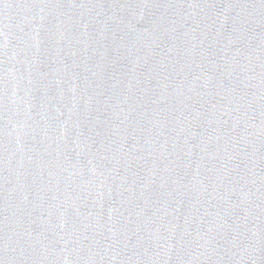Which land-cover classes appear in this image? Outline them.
I'll return each instance as SVG.
<instances>
[{
  "label": "water",
  "instance_id": "water-1",
  "mask_svg": "<svg viewBox=\"0 0 264 264\" xmlns=\"http://www.w3.org/2000/svg\"><path fill=\"white\" fill-rule=\"evenodd\" d=\"M0 264H264V0H0Z\"/></svg>",
  "mask_w": 264,
  "mask_h": 264
}]
</instances>
